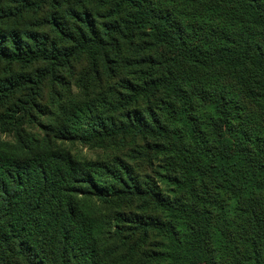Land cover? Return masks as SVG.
I'll return each mask as SVG.
<instances>
[{
    "label": "trees",
    "instance_id": "trees-1",
    "mask_svg": "<svg viewBox=\"0 0 264 264\" xmlns=\"http://www.w3.org/2000/svg\"><path fill=\"white\" fill-rule=\"evenodd\" d=\"M155 263L264 264V0H0V264Z\"/></svg>",
    "mask_w": 264,
    "mask_h": 264
},
{
    "label": "rangeland",
    "instance_id": "rangeland-1",
    "mask_svg": "<svg viewBox=\"0 0 264 264\" xmlns=\"http://www.w3.org/2000/svg\"><path fill=\"white\" fill-rule=\"evenodd\" d=\"M6 141L10 142L12 141V139L8 137ZM65 148L69 150L72 155L78 159L95 160L101 158L105 160H113L116 157H120L126 162H134L129 150H120L118 148L92 149L78 144L73 146L65 145Z\"/></svg>",
    "mask_w": 264,
    "mask_h": 264
}]
</instances>
